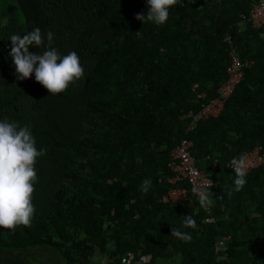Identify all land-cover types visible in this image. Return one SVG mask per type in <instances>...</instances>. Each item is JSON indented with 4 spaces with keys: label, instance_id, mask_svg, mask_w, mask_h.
Masks as SVG:
<instances>
[{
    "label": "trees",
    "instance_id": "16d2710c",
    "mask_svg": "<svg viewBox=\"0 0 264 264\" xmlns=\"http://www.w3.org/2000/svg\"><path fill=\"white\" fill-rule=\"evenodd\" d=\"M256 1L176 0L156 25L136 19L147 0H0V118L30 124L45 150L35 164V215L28 226L0 227V264H36L35 252L50 250L62 264H91L98 255L120 263L130 251L155 264H220L226 255L215 244L223 237L235 264H264V164L239 191L228 166L264 150V26H238ZM34 27L44 45L51 32V47L76 51L85 69L59 94L34 74L18 79L8 55L10 35ZM231 30L254 63L223 111L188 130L189 112L226 79ZM184 136L198 165L219 180L210 212L191 191L180 203L162 201L176 186L168 163ZM186 214L195 228L182 225ZM171 227L191 240L172 236Z\"/></svg>",
    "mask_w": 264,
    "mask_h": 264
},
{
    "label": "clouds",
    "instance_id": "9594fccd",
    "mask_svg": "<svg viewBox=\"0 0 264 264\" xmlns=\"http://www.w3.org/2000/svg\"><path fill=\"white\" fill-rule=\"evenodd\" d=\"M176 0H147V12L138 13L136 19L163 25L169 18V10ZM52 33H47L48 45H44L45 37L39 27H34L26 33L10 35L11 57L18 79L29 78L34 74L37 82L43 85L49 93L59 94L70 84L78 81L84 75V67L76 51L61 54L50 46ZM44 50L30 51V47ZM45 154L43 148L37 147L30 124H21L8 118H0V227L14 229L18 225L31 224L36 209L32 202L35 189L37 159ZM235 178L234 188L239 191L245 184L247 170L243 157L234 158ZM212 180L202 181L194 186L192 191L197 195L201 207L207 209L212 204ZM152 186L151 178L141 181L140 190L147 193ZM184 227H196V221L191 215H182ZM171 235L183 240H191V233L181 228L171 227Z\"/></svg>",
    "mask_w": 264,
    "mask_h": 264
},
{
    "label": "built area",
    "instance_id": "2783aa9c",
    "mask_svg": "<svg viewBox=\"0 0 264 264\" xmlns=\"http://www.w3.org/2000/svg\"><path fill=\"white\" fill-rule=\"evenodd\" d=\"M239 30L245 29L247 26L253 28H261L264 26V0H257L251 7L248 14L242 13L238 22ZM225 40L228 42V50L230 53V62L227 66V76L224 82L218 88V94L211 99L197 113L189 112L192 118L188 130H191L201 121L211 117H217L224 109L225 102L232 96L238 85L243 81L245 69L253 65L254 61L242 57L238 45L233 40L232 30L226 34ZM193 141L188 137H182L179 144L171 151L168 166L172 172L169 181L176 186L171 187L162 197V201L166 203H180L188 198L194 186H199L202 181L212 180L211 188L219 186V180L211 177L206 168L198 165V160L192 153ZM244 165L247 173L264 164V150L261 147L245 152L243 155ZM217 163V161H215ZM228 166L234 171L236 166L233 162ZM179 184V185H178ZM210 212V207L207 208ZM208 222L214 221V218H208ZM227 237H223L215 244V250L222 252L226 256L221 260L220 264H235L227 257ZM114 260H116L114 258ZM121 264H155L152 261V255L141 254L137 256L134 252H128L120 259ZM174 264H187L176 262ZM215 264V263H211Z\"/></svg>",
    "mask_w": 264,
    "mask_h": 264
},
{
    "label": "rangeland",
    "instance_id": "374dc122",
    "mask_svg": "<svg viewBox=\"0 0 264 264\" xmlns=\"http://www.w3.org/2000/svg\"><path fill=\"white\" fill-rule=\"evenodd\" d=\"M35 258L34 263L36 264H62L61 256L54 250H50L47 253L41 251L35 252ZM102 258L103 255H100V258L96 262L95 259H93L91 264H106L102 262Z\"/></svg>",
    "mask_w": 264,
    "mask_h": 264
},
{
    "label": "crops",
    "instance_id": "0c3cea01",
    "mask_svg": "<svg viewBox=\"0 0 264 264\" xmlns=\"http://www.w3.org/2000/svg\"><path fill=\"white\" fill-rule=\"evenodd\" d=\"M100 258V255H98L97 257H95V262ZM104 258V259H103ZM103 258L101 259L102 262L106 263V264H121L118 261L111 259L108 255H103Z\"/></svg>",
    "mask_w": 264,
    "mask_h": 264
}]
</instances>
